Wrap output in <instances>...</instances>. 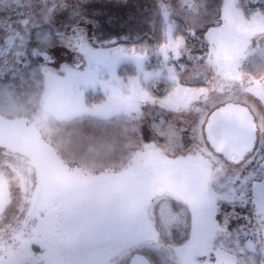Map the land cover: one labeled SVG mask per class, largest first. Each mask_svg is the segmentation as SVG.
Returning <instances> with one entry per match:
<instances>
[{"label":"rangeland","instance_id":"rangeland-1","mask_svg":"<svg viewBox=\"0 0 264 264\" xmlns=\"http://www.w3.org/2000/svg\"><path fill=\"white\" fill-rule=\"evenodd\" d=\"M228 104L247 108L258 128L238 166L201 142L200 119ZM20 158L35 170L31 195ZM158 168L166 192L149 211L164 200L187 208L188 242H165L155 216L134 240L117 231L126 248L102 241L95 257L72 258L62 197L95 188L82 183L96 176L147 181ZM0 175L11 197L0 248L20 242L0 264H129L136 255L156 264L151 254L160 264L264 263V0H0Z\"/></svg>","mask_w":264,"mask_h":264},{"label":"crops","instance_id":"crops-1","mask_svg":"<svg viewBox=\"0 0 264 264\" xmlns=\"http://www.w3.org/2000/svg\"><path fill=\"white\" fill-rule=\"evenodd\" d=\"M127 151L131 155L132 151L130 149ZM123 157L121 160H124ZM114 158L118 159V154L117 158L116 156ZM126 160L128 162V156ZM164 171L166 172L165 168H158L155 179L153 176L147 181L143 179L140 181L137 176L126 173L127 171L109 175L106 173L102 177L96 176L82 183L83 186L95 183V188L76 187L65 194L60 203L63 214L61 235L68 246L70 256L77 258L90 254L95 257L93 251L99 250L97 246L102 241L106 242L103 245L105 248L120 246L119 248L124 249L129 238L134 240L138 237L134 232L139 231L140 226L149 229L155 217V208L149 211V207L155 205L157 196H163L166 192L162 183L165 182ZM108 179L111 180L108 182ZM140 200H144L142 207H139ZM123 229L129 231L130 237L127 235L129 238H124L122 232L120 235L117 234V231H124ZM95 247L97 248L94 249ZM125 253L123 252L124 255Z\"/></svg>","mask_w":264,"mask_h":264},{"label":"water","instance_id":"water-1","mask_svg":"<svg viewBox=\"0 0 264 264\" xmlns=\"http://www.w3.org/2000/svg\"><path fill=\"white\" fill-rule=\"evenodd\" d=\"M206 142L212 151L231 165L242 164L255 151L258 128L251 112L242 106L228 104L215 110L204 129ZM24 160V159H22ZM33 167L31 162H26ZM31 169H29V175ZM11 204L9 188L0 175V220ZM129 264H151L144 256H134Z\"/></svg>","mask_w":264,"mask_h":264},{"label":"trees","instance_id":"trees-1","mask_svg":"<svg viewBox=\"0 0 264 264\" xmlns=\"http://www.w3.org/2000/svg\"><path fill=\"white\" fill-rule=\"evenodd\" d=\"M177 24L179 25V23ZM101 25H103L102 27H105L104 24ZM178 28L179 30L176 32L179 38H181L183 36V31H184L182 22ZM162 31L163 30L161 29V27H159L156 36L153 40V42L159 46L163 44L162 35H161ZM146 41L148 40H144L143 42L145 43ZM137 45H141V43H137ZM215 110L216 109L212 110L209 113V115H207V119L206 118L200 119V130H202L204 136H205L204 129L207 124L208 118ZM203 112L206 114V111ZM201 142L203 143L204 147H206L205 150H207L209 145L206 142V139L202 140ZM210 150L212 149L210 148ZM155 216L165 242L174 246H181L188 242L191 227H190V215L187 208L183 207L182 205L174 201L164 200L156 205ZM247 244L252 245V242L248 241L241 244L244 253L248 252L247 251L248 249L246 247ZM249 250H253L254 251L253 254H258V255H260L263 252V250L260 249L258 244H255V248L251 247V249ZM11 253L12 252H10L9 254ZM151 255L155 258L156 264H160L161 260H163L162 257L161 258L159 257L160 259H158V256H156L155 254H151ZM259 264H264V263L260 261Z\"/></svg>","mask_w":264,"mask_h":264},{"label":"built area","instance_id":"built-area-1","mask_svg":"<svg viewBox=\"0 0 264 264\" xmlns=\"http://www.w3.org/2000/svg\"><path fill=\"white\" fill-rule=\"evenodd\" d=\"M35 229V228H34ZM19 243H17L15 240L8 242L7 245H3L2 248H0V258L6 257L10 252H15L19 249Z\"/></svg>","mask_w":264,"mask_h":264},{"label":"flooded vegetation","instance_id":"flooded-vegetation-1","mask_svg":"<svg viewBox=\"0 0 264 264\" xmlns=\"http://www.w3.org/2000/svg\"><path fill=\"white\" fill-rule=\"evenodd\" d=\"M22 163H24L26 166H27V174H28V178L27 180H25V182L28 184V187H29V194L31 195L33 189H34V184H33V181L30 179L32 177V175L34 174L35 170L33 169V167H29L26 162H28L27 160H22L21 158L19 159ZM29 169H31V172L29 175ZM18 175H22V171L18 170Z\"/></svg>","mask_w":264,"mask_h":264},{"label":"clouds","instance_id":"clouds-1","mask_svg":"<svg viewBox=\"0 0 264 264\" xmlns=\"http://www.w3.org/2000/svg\"><path fill=\"white\" fill-rule=\"evenodd\" d=\"M15 182V181H14Z\"/></svg>","mask_w":264,"mask_h":264}]
</instances>
